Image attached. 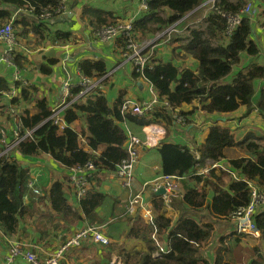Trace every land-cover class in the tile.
<instances>
[{"label": "trees", "instance_id": "trees-1", "mask_svg": "<svg viewBox=\"0 0 264 264\" xmlns=\"http://www.w3.org/2000/svg\"><path fill=\"white\" fill-rule=\"evenodd\" d=\"M205 1L149 0L147 10L133 19L139 40L153 38L173 24L180 26L178 32L171 33L169 39L166 36L158 39V42L163 43L161 46L166 47L164 50L168 53V59L163 57V53H159L160 45L157 44L151 51L149 66L143 73L171 109L165 104H158L145 115L123 114V93L110 105L104 93L99 91V85L106 80L105 77L85 101L69 104L65 109L64 122L67 126L64 127L51 119L53 109L48 99L36 98L33 94L35 90L31 91L22 86L21 82L17 83V92H20L12 97L11 106L18 110L23 102L33 99L37 110L21 111L18 137L27 135L28 131L30 135L19 143H15L14 133L9 134L7 130L6 137H2L0 127V228L5 234L13 235L17 232L24 212V201L32 197L31 191L24 193L25 188L29 182H36L31 179L29 168L22 165V160H34L36 156L47 153L68 171L69 168L83 167L88 162H93V175L96 172H116L127 156L129 133H135L133 127L142 130L148 125L160 124L167 132L168 126L169 129L175 125L188 126L191 115L199 109L216 115L232 113L240 107H245V114L248 115L255 109L253 103L256 82L264 79V65L251 62L244 67H236L243 55L247 58L260 55L262 44L256 38V18L242 12V22L229 32L228 19L224 16L239 14L248 0H216V9H209L206 16L186 26L183 23L184 17ZM251 1L256 7H264V0ZM61 3L62 0H0V7L7 6L28 12L26 16L13 21V12L8 8H0V26L9 22L12 25L21 24L22 35L32 31L42 41L52 36L63 43L69 42L72 40L70 31L51 32L44 26L54 17L41 19L38 16L43 8L57 7ZM89 15L93 30L114 24L119 19L114 12L101 9L90 10ZM188 56L193 58L191 66L185 61L181 62L182 58ZM16 60L20 62L19 57ZM56 62L58 61L53 60L49 65ZM80 68L83 75L95 77V80L101 79L108 72L107 63L102 59H85L80 63ZM40 69L43 73H51V68L47 66H41ZM134 76L140 74L134 72ZM9 90L11 86L8 78L0 76L1 103L4 94ZM1 103L0 113L4 115L2 106L5 105ZM184 105H190L191 108L184 109ZM257 106L264 115V87L259 93ZM173 112L186 117L187 124L176 123ZM81 118L85 119L86 127L79 134L72 124ZM221 120L215 119L200 145L193 143L199 157L186 143L177 142L176 139H164L165 136L161 140L157 150L161 156L162 175L176 176L183 189L180 206L173 203L177 197H172L170 207L175 206L182 210L174 221L164 200L158 196L153 200V229L157 230L158 240L164 241V246L169 249L162 255L154 254L157 244L152 238V228L140 217L131 215L135 217H130L132 226L126 238H139L144 242V247L121 248L119 254L123 264H242L239 253L242 235L224 233L217 238L218 243L214 244V221L228 219L233 212L250 202V182L264 191V133L254 129L239 139L236 130L231 125L221 123ZM17 124L18 122L15 123L16 126ZM82 136L88 149L82 143ZM9 137L12 138L10 144L14 141V145L7 150ZM235 148L242 155L228 158L227 149ZM206 160L213 164L224 163L234 175L221 167H212L207 175L194 173L196 166ZM225 178H228L227 182ZM89 184L81 204L86 216L91 219L92 212L101 204L106 194ZM65 190L63 182L53 181L46 190L42 203H47V198L52 208L62 218L68 219L72 215V207ZM185 205L193 213L189 214ZM254 219L264 237V209L258 211ZM207 245H212V248H206ZM214 247L215 252L212 251ZM257 249H254L257 256L249 258L248 264H264V254L258 253ZM228 250L234 252L235 259H226Z\"/></svg>", "mask_w": 264, "mask_h": 264}, {"label": "crops", "instance_id": "crops-1", "mask_svg": "<svg viewBox=\"0 0 264 264\" xmlns=\"http://www.w3.org/2000/svg\"><path fill=\"white\" fill-rule=\"evenodd\" d=\"M111 1H113L115 4H118V8L117 6H111L109 3ZM133 4L134 2H132V0H66L65 12L54 17L50 22L45 23L44 25L51 32L57 30L70 31V39L72 38V40L66 43H63L52 36H48L45 41H42L41 39H38L32 31L22 35L23 29L21 24L14 25L13 23L17 42L13 55L17 68L13 64L8 63L3 59L6 45L4 41L0 40V76H5L8 78L11 90L18 82H21L22 86L27 87L31 91L35 90V92H33L35 97H45L48 99L50 107L54 109L60 102L63 82L69 81L74 84L73 89L75 91H77V88H79L78 82L81 77L84 76L81 72L80 63L85 59H102L108 63V72L105 75L106 80L102 81L100 85L98 84L99 91L101 90L107 97V84L110 82L111 76L115 74L118 69L123 67L126 69L130 86L134 90V94H132L126 88H121L114 98L113 103L121 93L124 94L123 99H133L136 101H142L150 97L152 95L150 82L146 80L144 76L140 75L135 77L134 72H136V70L134 69L131 61L122 58L121 48L119 47L121 45V40L118 38L109 42L98 41L94 36L93 26L91 24L89 15L90 10L101 9L114 12L116 15H118L119 19L131 21V19L133 20L146 10L143 5V0H138V9L133 8L131 12H123V14L120 12V10L124 9L126 6H132ZM206 4L207 1L200 5L196 9V12H203V8ZM0 8H8L12 11L14 16L13 21L16 19H21L20 17H24L28 13L26 11H24V13L22 10L7 6H1ZM208 12V10H205L204 15H207ZM69 13L70 16H68ZM253 17L256 18V38L257 41L262 44V50L260 51V55L256 58H247L243 55L240 64L236 67V69L244 67L251 62L264 65V24H259V19L255 12ZM161 44L163 43L158 42V45ZM159 50L161 55L165 52L164 48L162 47ZM18 57L20 61L19 63L16 60ZM53 60H57L58 62L51 64L50 66L49 64L52 63ZM109 62H112L111 68L109 67ZM128 62L131 63V72L127 69ZM41 66H47L51 68V73H43L40 69ZM192 67H195V65ZM128 72L130 73L128 74ZM16 73L21 76L19 81L14 79ZM262 87H264V79L258 80L256 82V94L253 103L255 109L252 110V112L257 111L262 119L260 117L250 118L249 115L252 112L246 115L245 107H241L232 113L219 115H216V113H207L205 110L200 109L191 115L190 120L192 123H190L188 126L180 127L175 125L172 126L171 129H169L168 126L165 138H163L177 140V133L182 132L181 137L184 138L183 143L189 145V147L195 151L197 157H199V154L193 146V143L196 142L198 145H200V143L205 139L208 134L209 127L215 122V116L219 117V119H222L221 123L231 125V127L236 122L234 119L236 116H239L240 119H242L240 122L247 120L249 123L244 122V125H242L240 129L239 126L232 127L234 130H236L237 135L238 132H244L245 134L247 125H251V129L249 131L259 129L264 133V115L258 110L259 107L257 106L259 93L261 92ZM11 90L6 93H10ZM19 92L20 91L17 93ZM89 95L81 97L78 101H85ZM130 95H134L137 98H133V96ZM11 99V97H9V99L6 98V101H8L6 105L8 109L13 112V114L10 115L7 113V111H4V115L0 113V127L2 128L1 131L5 132V137L6 130L9 134L14 133L15 137V131L18 130L20 121L19 116L22 110L30 109L31 112H35L37 110L34 106L33 99L23 102L22 106L18 108V110L15 108L13 109L11 106ZM27 105H29V107ZM66 107H64L61 111L60 125L64 127L67 126V124L64 122ZM190 107V105L183 106L184 109H189ZM201 120L203 124H201ZM250 121H252V124ZM16 122H18L17 126L15 125ZM156 125L166 129L163 125ZM205 126L208 127L206 132L204 131ZM72 127L76 129L79 134H82L83 131L81 130L86 127L85 119L81 118L77 120L72 124ZM143 128L140 130L138 127H133L132 130L144 138L145 131ZM197 128L204 131V134L199 141L191 140L190 137L186 135V133H194V131H197ZM83 137L84 136H82V138ZM241 138L242 137H239V139ZM11 140V137H9L7 140V150L12 145H14V141L13 144H10ZM82 143L86 149H88L86 140L84 138L82 139ZM159 144L157 146H142L140 148L139 162L135 168V179L137 186L142 185L145 182L152 181L153 179L162 175L161 156L157 150ZM228 150L230 149H227V151ZM21 163L24 167L29 168L30 175L32 177L30 178L35 179V183L42 190V195L38 200H35L32 193V197L28 201H24L23 216L21 215L18 230L15 234L7 235L0 228L1 258H5L7 255H9L13 243L20 242L24 249L32 251L37 255V257L43 259L58 249L62 243L70 239L79 229L91 223L101 226V231L110 239L109 244L98 242L90 236L84 239L81 245L70 247L64 253V256L59 264H112L113 261H115V258L120 259L123 264L122 257L119 254V250L121 248L135 249L144 247V242L141 239L126 238V234L132 226V223L129 221L130 217L135 216L140 217L152 228L153 238V200L156 196L161 197V199L163 196L155 194L151 188L147 187L143 192L144 207H138L135 213L127 214L128 210L126 206L129 199L131 198V191L122 185L121 180L117 177L115 172H96L88 182L87 187L89 188V183H91V185L97 187L98 191H101L106 195L101 204L92 212L90 219V217L86 216L84 208L81 204L82 199L86 196L88 188L86 193L79 197L76 193L74 184L71 181V173L61 163L56 161L50 154L42 153L41 155L36 156L34 160H22ZM212 164V161L206 160L204 163L196 166V172L194 173L207 175L209 174L210 169L213 167ZM55 180H59L65 184V194L72 207V215L68 219L62 218L58 212L52 208L47 198L46 202L48 204L45 202L42 203L43 198L46 195V190L51 187L53 181ZM227 181L228 178H226V182ZM29 183L27 184L24 193L26 191H31ZM116 184L119 185V190L116 188ZM108 197L111 199V202L105 203ZM31 199L32 202H30ZM167 208L169 215L173 217L174 221H176L181 210L175 206L173 210L172 206L170 208L167 206ZM189 210L190 209L186 206V211ZM149 211L151 212L149 213ZM119 225H122V232L124 233L123 236L118 234L121 231L117 229ZM214 225L216 230V236L213 238L214 243H218L217 238L224 233L226 235H233L235 233H230L234 225V222L230 219H216L214 221ZM252 236L255 239H258L257 241L264 239V237L261 235V232L256 234V236ZM241 239L243 242V236H241ZM161 243L163 244L165 242L161 241ZM247 246L250 245L247 243ZM18 263L27 264L24 259H19Z\"/></svg>", "mask_w": 264, "mask_h": 264}, {"label": "built area", "instance_id": "built-area-1", "mask_svg": "<svg viewBox=\"0 0 264 264\" xmlns=\"http://www.w3.org/2000/svg\"><path fill=\"white\" fill-rule=\"evenodd\" d=\"M148 1L143 0L144 8L147 10ZM251 2L253 8L256 6ZM207 4L210 5V9H216V0H208ZM247 5V4H246ZM246 7V6H245ZM66 10V0H62V3L57 7H46L43 8L41 13L38 15L41 19L53 18L56 15L64 13ZM145 10V11H146ZM248 13L253 16L250 7L244 8L239 14L226 15L228 19L229 32L235 29L242 22L241 13ZM254 14V13H253ZM173 31H176V26L172 25L158 34L155 39L145 41L138 39V32L134 29L133 20L118 19L116 23L111 25H105L104 27L96 28L93 30L94 36L98 41L109 42L115 39L121 40V55L122 58L131 61L136 72L143 76L144 71L147 66H149V59L151 57V51L158 44V39L161 36H166L168 39ZM0 40L4 41L6 48L4 52L3 59L8 63L13 64L14 62V51L16 49V34L14 32V27L11 22L0 26ZM17 68V67H16ZM105 77V76H104ZM102 77L99 80H95L92 77L82 76L78 82L79 88H77V93H75L72 84L69 81L63 82L62 96L60 102L53 109L51 119L54 123L61 124V111L64 107H68L70 103L78 101L81 97L92 94L98 84L103 80ZM145 78V77H144ZM15 80H20L21 76L16 73L14 76ZM146 79V78H145ZM19 83V82H18ZM17 83L13 86L11 90L12 97L17 94ZM16 87V88H15ZM151 92L153 97L150 99H144L142 101H136L133 99H125L121 104V111L123 114H133V115H145L151 112L155 106L158 104H165L169 106V103L160 97L158 93L155 92L154 87L151 85ZM66 107V108H67ZM14 109V108H13ZM173 118L176 123L181 125L187 124L186 117L179 115L177 112H173ZM145 131V137L142 138L136 133H129V140L127 144V156L119 164L115 174L121 180L122 185L131 191V198L127 203V210L130 213H135L138 207H144L143 192L149 187L156 194L161 188L165 189V193L159 194L163 196V200L166 205L170 208L172 202V197L175 196L179 190L178 178L173 175H161L152 181L145 182L142 185L137 186L135 179V168L139 162L140 148L142 146H157L160 140L165 136L166 130L158 125H148L143 128ZM3 137H5V132L2 131ZM30 135V131L27 132ZM18 136V135H17ZM17 139V138H16ZM21 140V139H20ZM16 141V140H15ZM213 167H221L224 170L232 172L222 163H214ZM95 171V165L93 162H88L83 167H73L69 168L71 173V181L74 184L76 193L79 197L83 196L89 179L92 177ZM234 175V173L232 172ZM29 187L33 193V198L38 200L42 195L41 188L35 183L30 182ZM260 189L252 187V198L246 206L240 207L237 211L233 212L228 219L232 220L236 225L235 233L241 234H251L255 235L260 233L258 226L255 222V215L260 209H264V192H259ZM151 211H149L150 213ZM152 219V218H151ZM153 221V219H152ZM92 237L98 242L104 244H109L110 239L101 231V226L88 224L83 228L79 229L70 239L66 240L62 245L51 253L46 259L42 260L35 253L24 249L22 245L18 242L13 243L9 255L5 258L0 257V264H19V259H24L27 264H59L64 256V253L73 246L81 245L82 241L88 237ZM153 238L156 241L157 249L154 252L155 255H162L169 251L157 238V230L154 231ZM112 264H122L120 259L115 258Z\"/></svg>", "mask_w": 264, "mask_h": 264}, {"label": "rangeland", "instance_id": "rangeland-1", "mask_svg": "<svg viewBox=\"0 0 264 264\" xmlns=\"http://www.w3.org/2000/svg\"><path fill=\"white\" fill-rule=\"evenodd\" d=\"M207 1V0H206ZM205 1V2H206ZM248 1H251V0H248ZM132 2H134V4L131 6V5H128V6H126L124 9H122V10H120V12L123 14V12H125V13H127L128 11H132L133 10V8H135V9H138L139 8V6H138V0H132ZM204 2V3H205ZM110 4H111V6H117V8H118V4H115L113 1H111V2H109ZM247 7H250V9L252 10V15H253V13L255 12V14H256V16L258 17V19H259V24H264V8L262 7V6H260V5H258L257 7H255V8H253V6H252V4H251V2H248L247 3V5H246V7L245 8H247ZM121 8V7H120ZM209 8H210V5L209 4H206L205 6H204V8H203V10L205 11V10H208L209 11ZM204 11L203 12H201V11H197L196 12V10H194V11H192L193 12V15H192V12L191 13H189L188 15H186L185 17H184V24L187 26V24H192V23H195L196 21H198V20H200L201 18H203L204 16H206V15H204ZM173 25H175L176 26V31H174V32H178V30H179V27L180 26H177V24H173ZM172 26V25H171ZM170 27V26H169ZM162 31H160V32H158L153 38H144L145 40H142V43L143 42H145V41H149V40H152V39H155V37L158 35V34H160ZM138 37H140V36H138ZM158 42V41H157ZM174 45L176 44V43H173ZM162 45V44H161ZM160 45V48L162 47V48H164V49H166V47H164V46H161ZM159 48V49H160ZM158 49V50H159ZM168 53H167V51H165L164 53H163V57L165 58V59H168ZM182 61L181 62H184L185 61V63L186 64H188V65H193V58L192 57H190V56H188V57H186V58H182L181 59ZM108 64V63H107ZM111 65H112V62H109V67L111 68ZM107 67H108V65H107ZM127 69H128V71H130V69H131V63H129L128 62V64H127ZM131 72V71H130ZM130 72H128V74L130 73ZM108 79V78H107ZM151 85V84H150ZM121 88H126L128 91H130L132 94H134V90L132 89V87L130 86V82H129V78H128V76H127V74H126V69L123 67V68H120V69H118L117 71H116V73L115 74H113L112 76H111V78H110V82L107 84V89H108V94H107V99H108V102H109V104L110 105H112V103H113V101H114V98L116 97V95L118 94V92L121 90ZM155 89V88H154ZM155 92L157 93V91L155 90ZM141 94H143V93H141ZM147 94V93H146ZM5 95V97H3L2 98V103H1V105H5V106H2V108H3V110H2V113L4 114V111H7V113L8 114H10V115H12L13 114V112H11L9 109H8V107H7V105H6V103H8V101H6V98L7 99H9V97H11L12 98V94H11V92L10 93H5L4 94ZM130 96H133V98H137L136 96H134V95H130ZM153 97V95H151L150 97H148V98H146V99H150V98H152ZM27 104V103H26ZM28 107H29V105H27ZM191 108V107H190ZM241 108V107H240ZM239 108V109H240ZM200 110V109H199ZM250 118L251 117H260L261 119H262V117L258 114V112L257 111H253L250 115ZM242 117H243V115H242ZM191 118V117H190ZM216 118H218L219 119V117H217V116H215V119ZM235 120H236V122H235V124L232 126V127H235V126H239V129H240V127L242 126V125H244V122H247V120H244L243 122H240L242 119H240V117L239 116H236L235 118H234ZM188 123H192V121L191 120H188ZM247 123H249V122H247ZM250 123L252 124V121H250ZM201 124H203V122H202V120H201ZM230 124V123H229ZM207 129H208V127L207 126H205V128H204V131L206 132L207 131ZM251 129V125H247V130H246V132H245V134H244V132H241V133H239L238 132V138L239 137H244L246 134H248L249 133V130ZM204 131H202L201 129H198L197 128V131H194V133H186V135L187 136H189L190 137V139L191 140H194V141H199L201 138H202V136H203V134H204ZM19 132L20 131H15V137L17 138L16 139V141H15V143H19V141H21L22 139H24L27 135L25 134V135H23V136H21V137H18L17 135L19 134ZM177 142H184V138L183 137H181V135H182V132H178L177 133ZM241 138V139H242ZM21 139V140H20ZM227 155H228V157H230V158H237V157H239V156H241L242 155V152L239 150V149H237V148H235V149H230V150H228L227 152ZM225 182H226V178H225ZM30 186V185H29ZM31 188V187H30ZM116 188L119 190V185L118 184H116ZM86 190H87V188H86ZM85 193H86V191H85ZM84 193V194H85ZM183 193V189L180 187L179 188V190H178V192H177V194L175 195V197H177L176 198V202H174L173 201V203H177V205L178 206H180V204L182 203L181 201H180V199H181V194ZM111 202V199L108 197L107 199H106V201H105V203H110ZM173 208L174 207H172V210H173ZM182 210V209H181ZM201 211V210H200ZM188 213L189 214H191V213H193V210L192 209H190L189 211H188ZM198 219H199V217H198ZM216 226H218V225H216ZM117 229H119V230H121L120 231V233H118V234H121V236H123L124 235V233L122 232V225H119L118 227H117ZM242 236H243V238H244V240H243V242H242V247H241V250H240V258H242V264H248V262H249V258H252V257H256L257 255H256V253H255V250L254 249H257L258 250V253H263L264 254V239H261L260 241H257L258 239H255L251 234H246V233H244V234H241ZM247 243L250 245V246H247ZM215 244V243H214ZM206 248H209V249H211L212 248V245L210 246V245H207L206 246ZM216 247H214V249H212V251L213 252H215V249ZM240 248V247H239ZM238 248V249H239ZM231 250H228L227 251V255H226V259L227 260H232V259H235V257L233 256V251H232V253L230 252ZM244 252V253H243ZM48 257V256H47ZM47 257H45V258H43L42 260H44V259H46Z\"/></svg>", "mask_w": 264, "mask_h": 264}, {"label": "water", "instance_id": "water-1", "mask_svg": "<svg viewBox=\"0 0 264 264\" xmlns=\"http://www.w3.org/2000/svg\"><path fill=\"white\" fill-rule=\"evenodd\" d=\"M68 16H70V13H69ZM163 193H165V189L164 188H161L160 190L157 191L156 194L159 195V194H163ZM235 229H236V225L234 224L233 225V228L231 229V232H235Z\"/></svg>", "mask_w": 264, "mask_h": 264}, {"label": "bare ground", "instance_id": "bare-ground-1", "mask_svg": "<svg viewBox=\"0 0 264 264\" xmlns=\"http://www.w3.org/2000/svg\"><path fill=\"white\" fill-rule=\"evenodd\" d=\"M249 184H250V187H251V198H252V187H256L257 185L254 184V183H252V182H250ZM259 192H264V191H263V190H260ZM250 200H251V199H250ZM18 243L21 245L20 242H18Z\"/></svg>", "mask_w": 264, "mask_h": 264}, {"label": "clouds", "instance_id": "clouds-1", "mask_svg": "<svg viewBox=\"0 0 264 264\" xmlns=\"http://www.w3.org/2000/svg\"><path fill=\"white\" fill-rule=\"evenodd\" d=\"M208 1V0H207ZM202 5V4H201Z\"/></svg>", "mask_w": 264, "mask_h": 264}]
</instances>
